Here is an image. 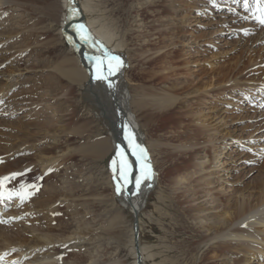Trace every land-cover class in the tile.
Segmentation results:
<instances>
[{
    "label": "rangeland",
    "instance_id": "374dc122",
    "mask_svg": "<svg viewBox=\"0 0 264 264\" xmlns=\"http://www.w3.org/2000/svg\"><path fill=\"white\" fill-rule=\"evenodd\" d=\"M9 1L0 6V168L7 165L38 186L23 200L9 199L18 176H2L10 179L0 225L11 235L24 230L30 243L14 255L23 264L51 250L55 264H135L133 218L112 181L115 154L94 159L81 151L108 130L85 100L83 83L54 68L77 56L49 16L53 0ZM223 1L80 0L98 7L87 12L90 24L110 32V46L126 62L131 108L158 174L139 215L146 264L176 262L187 253L196 261L215 245L204 242L212 233L201 220L243 199L254 204L264 185V26L253 14L255 0L247 8L244 0ZM167 92L177 98L173 107L140 106L145 93ZM84 124L83 135L72 133ZM38 152L54 167L46 172L36 165ZM183 173L194 175L177 185ZM117 213L123 228L107 231ZM43 233L56 240L34 244ZM235 253L210 256L215 264L245 259ZM253 261L264 264V256Z\"/></svg>",
    "mask_w": 264,
    "mask_h": 264
},
{
    "label": "bare ground",
    "instance_id": "6f19581e",
    "mask_svg": "<svg viewBox=\"0 0 264 264\" xmlns=\"http://www.w3.org/2000/svg\"><path fill=\"white\" fill-rule=\"evenodd\" d=\"M79 1L80 7L82 9L83 14L85 15V19L87 21L88 27L92 31L94 37H96L106 48L109 50L112 54L119 55L123 61V66L115 73L117 75L118 80V96H120V100L123 101L125 104V107H127L129 119H131V123L134 127L135 134L138 137L139 143L145 148L144 142H143V133L141 131V127L137 122V119L134 115V112L131 108V100H132V94L130 91V86L127 81V79L124 78V70L126 67V62L123 59V57L120 55L121 51L119 48L111 47L110 42L112 40V35L109 31L105 32L103 30H94L92 25L90 24L88 18H87V12L92 11L97 13L98 7L92 6V4L89 3H82ZM223 1V0H222ZM225 1V0H224ZM223 1V2H224ZM237 1V0H236ZM10 3L9 0H0V6L3 4ZM223 2H217V3H223ZM244 2V1H243ZM236 3V2H235ZM254 6V5H253ZM50 7V13L49 16L54 21L60 22L61 24V34L67 41L70 49L72 50V53L70 54H76L77 57H71L67 59H63L62 61L55 64L54 68L56 73L64 77L66 80L72 83L82 84L83 83V90H84V98L85 100L90 103L94 107V115L97 119L101 120L105 126V128L108 130L107 136L104 138H98L94 139L91 142H89L88 145L82 146L81 151L94 158V159H104L109 156L110 153L115 154V161L116 164L112 165V181L115 186L116 190V184L118 182V175H119V159L116 156V153L119 150H122L124 153L125 158L127 159L129 166L131 167V154H132V148L129 145V143L125 140L124 136V128L122 124H120L117 121L116 111L114 109V104L110 97L108 96L107 88H105V85L103 86L98 85L97 87H94L91 85V77H95V72H91L86 65L84 64L85 60L88 59V47L87 44L83 43L80 40L79 35L75 31V24L70 21V19L67 18V11L69 7L68 0H53V2L49 5ZM235 7V4L234 6ZM61 10V12H60ZM59 20V21H58ZM71 38V39H69ZM78 57L80 58L82 64L78 60ZM144 98L140 101V106L143 107H150L151 109H155L156 111L161 110H167L170 107H173L176 102L177 98H175L174 95L170 93H159V94H147L145 93ZM37 113V112H36ZM87 130V124L78 126V128H75L72 133L74 134H80L83 135V133ZM138 130V133L137 131ZM42 154V153H41ZM150 155V154H149ZM38 160H36L37 163L42 165V170L46 171L50 170L54 167L52 159L49 158H43L40 157V153L38 152L37 155H35ZM23 161V160H22ZM19 161L15 162L16 167H20V163H22V166H24V162ZM152 171L154 172V176L150 181H144L138 192H136L135 188H132V186L128 183L121 194H117L118 201L121 203L122 207L127 210L132 218L133 214L138 213V217L140 213L143 211L146 200L149 197V195L156 189L159 179L158 174L154 168V165L151 162ZM35 164V163H34ZM21 166V168H23ZM34 166V165H33ZM52 166V167H51ZM204 163H199V171L203 168ZM8 166L5 165L2 168H0V177L4 176V172L7 173H19L15 172L12 169L7 168ZM29 168L31 166H28ZM27 167V168H28ZM37 167V166H36ZM51 167V168H50ZM34 168V167H33ZM32 168V169H33ZM114 168L116 169V172L114 173ZM140 166L138 165V171ZM17 169V168H16ZM35 169V168H34ZM33 169V170H34ZM43 171V172H44ZM47 172V171H46ZM24 173V172H23ZM46 174V173H45ZM6 175V174H5ZM114 175L117 176V179H114ZM139 175V173H138ZM193 173L188 174H181L178 176V180H176V184L180 185L183 182H190V180L193 177ZM25 175L22 174L20 177L18 176V179L14 182L16 189L15 191H21V184H24L25 186L31 185L32 181H29ZM47 176V175H46ZM204 178V177H202ZM123 183V182H120ZM151 184V187L148 185ZM264 184V179H263ZM8 183H5V195L7 194L8 190ZM27 191H30V188L26 189ZM51 190V189H50ZM117 193V192H116ZM136 193V194H133ZM51 197V196H50ZM50 199V198H48ZM39 203V202H36ZM207 209L198 208L197 211L199 213H204ZM209 212V211H208ZM214 215V214H213ZM211 213L210 215H206V218H210L211 216L215 218L214 223H209L211 221V218L205 219V221L202 219L204 225L203 228L206 229V231L211 232V238L205 239L206 240H212L214 241L213 244L209 249H207L200 258H198L196 261H191L188 259V253L185 254L187 257L185 259L173 262L170 261L168 264H215V261L211 258V253H216L217 258L218 257H225L229 253H237L242 254L245 259H238L237 261H234L233 264H252L254 263V258L262 257L264 256V185L262 186V189L259 193V197L257 198L256 202L254 204H250L249 200L243 199V201L237 202L236 206L232 210H227L225 214L218 216H213ZM202 218V217H200ZM125 223V219L121 213L115 214L106 230L107 231H114V230H120L122 229ZM133 227V226H132ZM259 227V229H257ZM133 231V228H132ZM32 232V231H31ZM27 233L24 230H22V234L19 235H11L10 233H7V228L4 225H0V264H23L22 260L25 258H18L15 254L16 251H18L17 255H21V251H25L27 248L30 247L29 240L24 237L23 235ZM29 233V232H28ZM26 235V234H25ZM36 237V236H33ZM55 238V237H54ZM53 236L49 233H43L39 236H37V240L31 239V241L35 244L39 241L42 242L44 245H49L54 240ZM204 240V239H203ZM217 241V243H216ZM225 246H224V245ZM231 244H235L233 247ZM132 251L133 255L135 257V264H137L136 260V253L134 248V241L132 244ZM142 261L143 264H146L144 251L142 250ZM242 252V253H239ZM235 253V254H236ZM57 256L54 251H47L44 254H39L36 258L33 260H29L25 262L26 264H55L57 261ZM213 260V261H211ZM190 261V262H189ZM94 264V263H93ZM228 264V263H226Z\"/></svg>",
    "mask_w": 264,
    "mask_h": 264
},
{
    "label": "snow or ice",
    "instance_id": "6c2138e0",
    "mask_svg": "<svg viewBox=\"0 0 264 264\" xmlns=\"http://www.w3.org/2000/svg\"><path fill=\"white\" fill-rule=\"evenodd\" d=\"M69 9L68 17L66 19H71L72 17L79 14L78 9L73 6V0H68ZM210 3H215V0H210ZM249 0H244V6L247 8ZM256 11L259 12V15L256 17L261 25H264V0H255ZM75 31L80 37V40L90 46H98V51L102 53L99 56H90L89 59L95 64V78L101 81H108V76L115 75L117 71L123 66V61L119 55L112 54L109 50L104 48L100 41L95 40L91 33L88 31L85 25L81 24L75 28ZM71 39V38H69ZM105 69L107 70V75H105ZM113 84L111 81H108V87H112ZM132 148L133 154L136 156L137 163L139 164V175L135 179V189L136 192L139 191L141 184L144 181H150L154 172L152 171V166L149 160L147 150L140 144L136 143L134 135L128 133L125 137ZM117 158L119 159V175L118 182L116 184L117 194H121L125 186L130 183V166L127 159L124 156L122 150H119L116 153ZM113 164H116V161H113ZM116 169L114 168V173ZM22 175V173H13L11 174V179H14L16 176ZM10 179V177H0V199H3L5 196V183ZM38 179H42L39 177ZM114 179H117V176L114 175ZM123 182V183H120ZM151 187V184L148 185ZM21 191L10 190L8 193V198L11 199L12 196H18L21 200L31 196L33 193L27 191V188H33L38 190V186L35 184L27 185L21 184ZM136 194V193H133Z\"/></svg>",
    "mask_w": 264,
    "mask_h": 264
},
{
    "label": "water",
    "instance_id": "95a60500",
    "mask_svg": "<svg viewBox=\"0 0 264 264\" xmlns=\"http://www.w3.org/2000/svg\"><path fill=\"white\" fill-rule=\"evenodd\" d=\"M73 6L76 7L78 9L79 14L72 17L70 19V21H72L73 24H75V28L81 24L85 25L86 28L88 29V31L91 33L92 37L95 40H98L96 37H94L92 31L90 30V28L88 27L87 21L85 19V15L82 12V9L80 7L79 1L78 0H73ZM69 9V7H68ZM67 17H68V11H67ZM99 41V40H98ZM102 44V43H101ZM103 45V44H102ZM88 47V59L85 60L84 64L86 65V67L92 72H95V64L93 63V61H91L89 59L90 56H99L102 55V53L100 51H98V46H90L87 44ZM105 75H107V70L105 69ZM117 75H112V76H108V81H111L113 86L110 88L108 87V81H101V80H97L95 77H91V85H93L94 87H97L98 85L103 86V84L105 85V88H107V92H108V96L110 97V99L112 100L113 104H114V109L116 111V116H117V121L122 124L123 128H124V136L126 137V135L128 133H131L134 135L135 141L136 143H139L138 137L134 132V129L136 127H134L131 123V119H129V115H128V108L125 107V104L123 103L122 100H120V96H118V80H117ZM104 87V86H103ZM138 133V130H136ZM125 140L127 141V139L125 138ZM128 142V141H127ZM141 145V144H140ZM149 156V155H148ZM150 160V157H149ZM138 163H137V159L136 156L133 154H131V167H130V185L132 186V188H135V179L138 176ZM139 213V212H138ZM138 213L133 214V241H134V248H135V253H136V260H137V264H143L142 261V251H141V245H140V221H139V217H138Z\"/></svg>",
    "mask_w": 264,
    "mask_h": 264
}]
</instances>
